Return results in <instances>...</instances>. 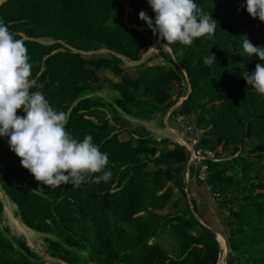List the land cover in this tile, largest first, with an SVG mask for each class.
I'll return each mask as SVG.
<instances>
[{
	"label": "trees",
	"instance_id": "obj_1",
	"mask_svg": "<svg viewBox=\"0 0 264 264\" xmlns=\"http://www.w3.org/2000/svg\"><path fill=\"white\" fill-rule=\"evenodd\" d=\"M196 3L218 22L214 39L205 36L191 46L168 45L175 60L162 52L165 65L142 66L136 78L125 74L115 56L87 60L63 43L141 61L155 39L165 43L152 30L131 28L148 27L139 18L141 11L155 18L148 0H9L0 7V19L16 38H28L24 43L32 78L42 85L32 91H42L55 109L68 114L67 131L74 138L91 135L109 157L107 182L50 188L22 167L8 138H0L3 192L27 228L60 239L48 241L52 257L83 264L72 249L89 248L96 264H219L216 236L192 214L181 216L174 203L176 196L187 200V149L134 128L122 141L108 118L118 117L120 110L153 121L186 98L190 86L189 98L172 116H194L199 127L207 128L199 147L221 160L207 162V186L227 202L222 204L229 212L227 264H264V96L243 78L245 71H254L264 61L244 54L241 38L264 46V22L247 13L245 0ZM40 39L56 43L44 45L36 41ZM211 54L216 62L205 66L203 58ZM102 71L120 79L112 86L118 93L113 104L99 95L105 90L99 86ZM18 114L24 115L22 110ZM4 210L0 199V264H44L25 241L18 251L4 236ZM164 236L172 242L170 249L160 243Z\"/></svg>",
	"mask_w": 264,
	"mask_h": 264
},
{
	"label": "clouds",
	"instance_id": "obj_2",
	"mask_svg": "<svg viewBox=\"0 0 264 264\" xmlns=\"http://www.w3.org/2000/svg\"><path fill=\"white\" fill-rule=\"evenodd\" d=\"M7 1L9 0L3 1L0 7ZM148 4L155 13V18L153 19L145 11H141L139 18L146 22L148 27L133 26L131 28L138 31L152 30L155 36L158 34L159 39L165 43L162 44L155 39L152 48L143 56L141 61H131L106 49L81 51L65 43L63 44L67 50L80 54L87 60L107 58L109 55L115 56L122 61V68L125 70V74L136 78L142 66L156 67L165 65V60L159 56L162 52H157L156 49L162 46L167 48L170 52L163 53L171 54L175 60L173 51L168 45L179 43L191 46L195 39L205 36L209 39H214L218 22L213 18L211 13L204 11L196 3V0H148ZM243 7L246 8L247 13L253 19L258 18L261 22H264V0H245ZM20 36L23 39H17L15 34L9 30V26L5 24L4 20L0 19V138H8L7 142L10 150L20 158L22 167L28 170L38 183H42L47 187L56 188L68 184L80 187L85 183L107 182L111 178V172L105 170L109 164L107 153L101 151L100 145L93 142L91 135H85L82 140L74 138L67 131L68 114L55 109L42 91H32L33 88H42V85L32 78V64L30 63L28 49L24 43L28 38L23 34H20ZM241 38L243 53L249 57L256 56L260 61H264V46L254 45L247 36ZM42 40H48L50 44L42 43ZM36 41L44 45L56 43L52 39H40ZM60 51L65 50L61 49ZM215 62L216 57L214 54L203 58L205 66L211 67ZM152 64H156V66H152ZM105 72L113 74L110 71H102L99 74L100 80H102L101 74ZM243 78L247 85L253 88L258 95L264 96V64L257 63L254 71H245L243 73ZM108 82L112 87V82L109 80ZM187 83L189 84L188 81ZM190 91L191 87L189 86L188 94ZM186 98L180 99L178 104L166 115L173 118L172 112ZM20 110L23 111L24 115L18 114ZM180 117L184 118V122L181 124H184L183 130L185 133L191 130L193 134L194 129L197 128L199 131L204 132L202 135L207 131L206 127L197 126L196 128L192 120L190 121L192 125L189 126L188 116H178L174 119H177L178 122ZM125 134L128 136V132ZM186 135L178 136L176 143H170V146L178 144L185 147L189 152L190 162H193V164L190 173L187 171L186 180L191 181L194 179L198 184L207 186L208 182L203 184L196 180L197 167L193 151L201 150L204 152L207 158L205 164L208 161L218 162L221 160L216 159L215 153L200 148L199 144L201 140H195L197 137H192L191 134L189 135L190 137ZM135 138L137 139V137ZM193 142H197V144L194 146ZM0 189L3 192L1 183ZM213 194L215 204L227 213H225V219L228 220L229 212L223 209L222 205L227 202L219 193L213 192ZM216 195H220L223 200L217 203ZM192 208L195 209L194 206ZM201 223L211 231L210 228L212 227L207 222L203 220ZM215 236L224 257V252L226 254L229 251L227 238L220 232H217ZM219 237L225 243V250L221 245ZM220 261L223 262V258L219 260V264ZM225 263L227 264V261Z\"/></svg>",
	"mask_w": 264,
	"mask_h": 264
},
{
	"label": "crops",
	"instance_id": "obj_3",
	"mask_svg": "<svg viewBox=\"0 0 264 264\" xmlns=\"http://www.w3.org/2000/svg\"><path fill=\"white\" fill-rule=\"evenodd\" d=\"M101 82L102 84L99 86H104L105 90L100 92L99 95L107 100L105 94L113 90L109 88L111 86L108 81L101 80ZM117 112L118 117H116V119L119 118L125 120L124 122L126 126L124 128H134L141 131L142 133L151 134V136L158 141L168 139L170 140L171 144H174L176 143V138L178 136L186 135L183 130L184 124L178 123L177 119L168 117L167 115H158L153 121H143L141 119L123 114L120 110H117ZM111 116L113 117V115H110L109 119L110 123L113 124L111 121ZM201 133L203 134L204 132L201 131ZM202 134L195 138V140L200 141L203 137ZM185 191L187 200H182L180 196H176L174 198V203L180 207L179 213L181 216H190L192 214L196 219L197 217L200 219H197L200 224H202L201 221L204 220L217 232H220L223 235L229 233L228 220L225 219L227 213L215 204L214 194L207 186L198 184L194 179L191 181L186 180ZM193 206L197 211V215L192 213ZM169 211L171 212V208H169ZM219 238L222 239L221 237ZM220 242L225 250V243L223 239L220 240Z\"/></svg>",
	"mask_w": 264,
	"mask_h": 264
},
{
	"label": "rangeland",
	"instance_id": "obj_4",
	"mask_svg": "<svg viewBox=\"0 0 264 264\" xmlns=\"http://www.w3.org/2000/svg\"><path fill=\"white\" fill-rule=\"evenodd\" d=\"M41 42L50 44V42L48 40H42ZM156 50H157V52H170L167 48H165L163 46L161 48L156 49ZM152 66H156V64H152ZM101 78H102V80L111 81L112 84H116L119 81V79L116 76H114L113 74L108 73V72L101 74ZM109 88L112 89V87H109ZM105 95L107 97V101L112 102V104L114 102L113 99L116 97L118 98V93L115 91H110ZM110 95H112V96H110ZM110 100H112V101H110ZM187 120H189L188 121L189 126L192 125V123L190 122L192 120L193 123H195L196 128H197L198 125H197V122H196L194 116H188ZM111 121L113 123L112 125L115 126L116 128H118L117 132L120 133V139L122 141H126L128 139V136L125 133L129 132L130 129L124 128L126 126V124L124 122L125 120L119 119V118L116 119L115 116H113V117L111 116ZM121 131H122V133H121ZM186 134L188 136L191 134L192 137H198L202 133L197 128V129H194L193 134L191 133V130ZM263 168H264V166H263ZM262 173H264V172H262ZM0 191H1V189H0ZM1 193H2V195L0 194V199L2 200V202L4 203V206H5L4 218H3V224H2L4 236L13 243V245L15 246V248L18 251L20 250L19 243L21 241H25L27 243V245L31 248V250L36 254V256L38 258V260H37L38 262H41L44 264H66L63 261H61L60 259L52 257V255H50L49 249H48V241L49 240L60 241V239L56 235L42 234V233H38V232H35V231L27 228L22 223V221L19 217L17 206L14 205L2 191H1ZM8 203H9V205H8ZM10 204L12 205V207ZM23 227L29 231V236L24 234ZM220 240H222V239H220ZM160 243L162 246L164 245L165 248H167V249L171 248L172 242L166 236H164V238H162V241H160ZM72 250L75 252H79V255H81L82 260L84 261L83 264H96V263L92 262V260H91L89 248L86 251H78L76 249H72ZM224 255H225V252H224ZM222 264H226V263L222 262Z\"/></svg>",
	"mask_w": 264,
	"mask_h": 264
},
{
	"label": "built area",
	"instance_id": "obj_5",
	"mask_svg": "<svg viewBox=\"0 0 264 264\" xmlns=\"http://www.w3.org/2000/svg\"><path fill=\"white\" fill-rule=\"evenodd\" d=\"M179 123L184 122V118L180 117L178 119ZM194 146L197 144V142H193ZM193 157L196 160V180L200 183H207L209 180L210 172H209V167L207 164H205V161H207V158L205 157V154L203 151L198 150V151H193ZM223 199L220 195H216V201L217 203L221 202Z\"/></svg>",
	"mask_w": 264,
	"mask_h": 264
},
{
	"label": "water",
	"instance_id": "obj_6",
	"mask_svg": "<svg viewBox=\"0 0 264 264\" xmlns=\"http://www.w3.org/2000/svg\"><path fill=\"white\" fill-rule=\"evenodd\" d=\"M189 82V81H188ZM190 94H191V91H190V93L188 94V97L190 96ZM188 97L186 98V99H188ZM185 99V100H186ZM184 100V101H185ZM192 164H193V162H190L189 163V165H188V168H187V171H188V173H190V170H191V166H192ZM193 213L196 215V211H195V209L193 208ZM198 218V217H197ZM199 219V218H198ZM200 220V219H199ZM203 224H204V222H202ZM211 229V231L215 234V235H217V231L215 230V229H212V228H210ZM227 256H228V251L226 252V254H225V256L223 257V252L221 251V258H223V262H226L227 261ZM220 258V259H221ZM222 261H220V264H222L221 263Z\"/></svg>",
	"mask_w": 264,
	"mask_h": 264
},
{
	"label": "bare ground",
	"instance_id": "obj_7",
	"mask_svg": "<svg viewBox=\"0 0 264 264\" xmlns=\"http://www.w3.org/2000/svg\"><path fill=\"white\" fill-rule=\"evenodd\" d=\"M5 1V0H4Z\"/></svg>",
	"mask_w": 264,
	"mask_h": 264
}]
</instances>
